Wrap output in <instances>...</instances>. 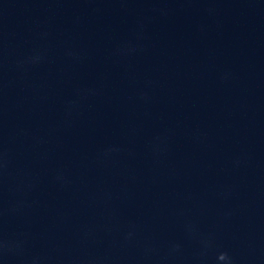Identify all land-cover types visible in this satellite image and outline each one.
Listing matches in <instances>:
<instances>
[{"label": "water", "instance_id": "95a60500", "mask_svg": "<svg viewBox=\"0 0 264 264\" xmlns=\"http://www.w3.org/2000/svg\"><path fill=\"white\" fill-rule=\"evenodd\" d=\"M0 264H264V0H0Z\"/></svg>", "mask_w": 264, "mask_h": 264}]
</instances>
